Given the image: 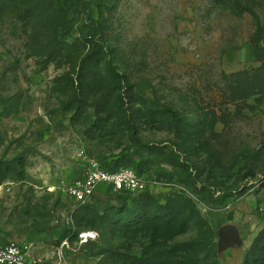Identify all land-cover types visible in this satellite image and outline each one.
<instances>
[{
	"label": "rangeland",
	"instance_id": "374dc122",
	"mask_svg": "<svg viewBox=\"0 0 264 264\" xmlns=\"http://www.w3.org/2000/svg\"><path fill=\"white\" fill-rule=\"evenodd\" d=\"M3 3L0 159L25 156L27 177L0 184V246L17 243L32 261L55 264L71 230L63 264H108L99 252L111 245L123 258L110 264H163L138 261L150 243L143 232L122 237L88 225L97 216L137 220V195L101 187L82 206L66 193L96 158L161 174L163 184L147 186L161 205L176 191L189 194L183 186L197 172L200 194L189 196L205 223L171 227L163 232L167 244L194 264H244L248 254L250 264H264V0H74L65 38L73 54L59 66L45 58L63 38L50 27L56 16L37 1ZM92 48L105 49L125 81L115 90L103 69L77 112L78 62ZM133 96L136 103H128ZM115 106L111 114L134 118L135 132L107 135L93 126ZM168 108L187 124L171 123ZM150 144L167 146L178 162L154 156ZM148 159L155 162L149 169ZM230 226L236 241L220 245V231Z\"/></svg>",
	"mask_w": 264,
	"mask_h": 264
},
{
	"label": "trees",
	"instance_id": "16d2710c",
	"mask_svg": "<svg viewBox=\"0 0 264 264\" xmlns=\"http://www.w3.org/2000/svg\"><path fill=\"white\" fill-rule=\"evenodd\" d=\"M26 2L37 1L38 7H40L41 11L44 9V13H47L48 16L55 15V19L51 22L50 27H53L56 31L58 28L61 30L60 36H62V40L54 39V42L48 46V50L46 51L45 58L49 63H56L59 65H63L64 62H68V58H71L73 54V50L71 48L70 43L65 41V38L70 35V30L72 27V19L70 18V12L74 6V0H24ZM4 8L3 0H0V14L2 13ZM40 11V12H41ZM48 24L47 22H44ZM258 23V32H260V22ZM50 24V23H49ZM64 31V32H63ZM83 36H87L85 30H82ZM87 37L82 42L85 44H90L91 40H87ZM110 54L105 51V49L92 48L87 50V52L80 58L78 62V73L76 77V82L79 84L80 92L77 93L72 99V103L78 112L81 107L86 103L87 98L85 94L90 90V82L89 80L95 76H98L100 72L105 69L107 72L112 75L113 81L112 85L115 87V90L121 89L123 87V82L125 81V77L122 76L117 68L114 66ZM102 62H105L104 66H102ZM127 83V82H125ZM130 85H128L129 87ZM132 100L127 101L128 103H136L135 96L131 98ZM124 98L121 97V101ZM123 103H121L122 105ZM107 117L99 116L96 121H94L93 126L100 132L105 131L107 135H113L118 133L119 129L131 130L135 132L137 129V124L133 119L122 120L119 116L111 114V112L118 111L117 106L115 108L110 109ZM167 117L170 119L171 123L176 124V126H180L181 124H187V118H183L180 114L174 110L173 108H168L166 110ZM167 146H156L154 144L147 145V149L149 152L154 154L156 157H161L166 163H175L178 162V158L173 154L172 150H168ZM144 163L149 167L155 165V162L152 159H148L144 161ZM101 165L109 170L116 171L123 167L132 168L130 166H117L111 165L107 163H102ZM141 164L139 163L136 167L137 170L132 168L138 175H146L148 180L165 182L163 178H161V174L157 176L145 173L144 170L139 169ZM15 176L20 180H25L27 177V160L25 156L18 155L12 159L4 160L0 159V184L5 181L10 176ZM196 176L186 183L189 188L183 186L185 190L189 193L186 194L184 190L176 191L172 196L167 197V202L165 205H161L158 199H155L152 196V191L146 189L142 192L132 193L128 191H120V194L125 195H137V204H141L142 207L141 216L135 220H124V221H116L115 216H110L108 218H104L101 216H97L98 221L93 220V223H88V225H92V228L100 227L101 225H105L104 229L108 231H118V234L122 237L127 236L129 233H137L143 232L149 239V248L147 247L140 259L147 262H151L152 260H156L162 262L163 264H194V261L189 258V256L181 255L178 250L174 247L169 246L167 244L168 238L163 234L164 231L170 229L173 226L178 228H184L190 221H196L197 223L204 224V220L200 217V214L196 208L195 201L191 196L193 194H200L198 189L196 188V181L199 179V174H195ZM168 181V180H167ZM191 189V190H190ZM88 204V203H87ZM83 206V205H82ZM126 208V207H125ZM128 210V208H126ZM75 232L71 230H66L63 237L61 239L67 238L70 242H72L75 238ZM261 237H264V233ZM61 241V240H60ZM155 243H157L158 247L155 249ZM154 248V249H152ZM104 258V260L110 264L115 263L123 258V253L119 251L114 245L110 247L103 248L99 252ZM252 258V257H251ZM250 258V254L246 256L244 264H250L252 259ZM192 261V263H191ZM253 262V261H252ZM261 262V260H258ZM215 264V263H214Z\"/></svg>",
	"mask_w": 264,
	"mask_h": 264
},
{
	"label": "built area",
	"instance_id": "2783aa9c",
	"mask_svg": "<svg viewBox=\"0 0 264 264\" xmlns=\"http://www.w3.org/2000/svg\"><path fill=\"white\" fill-rule=\"evenodd\" d=\"M82 176L67 188L66 193L79 205L91 201L101 187L109 188L113 192L128 191L142 192L149 184L161 185L162 182L148 180L146 175H138L132 168L123 167L116 171L105 169L96 158H88ZM72 224H73V220ZM65 239L57 247L55 264H63V248L68 246ZM0 264H40L32 261L27 247L8 243L0 246Z\"/></svg>",
	"mask_w": 264,
	"mask_h": 264
},
{
	"label": "water",
	"instance_id": "95a60500",
	"mask_svg": "<svg viewBox=\"0 0 264 264\" xmlns=\"http://www.w3.org/2000/svg\"><path fill=\"white\" fill-rule=\"evenodd\" d=\"M220 245L234 243L237 239V232L234 227H226L220 231Z\"/></svg>",
	"mask_w": 264,
	"mask_h": 264
}]
</instances>
